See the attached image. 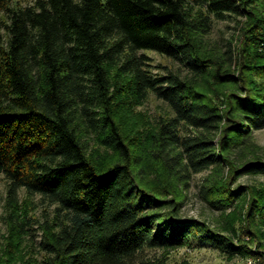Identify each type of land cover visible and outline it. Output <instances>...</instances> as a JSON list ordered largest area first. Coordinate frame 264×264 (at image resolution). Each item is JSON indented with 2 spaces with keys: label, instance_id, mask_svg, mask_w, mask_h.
<instances>
[{
  "label": "trees",
  "instance_id": "1",
  "mask_svg": "<svg viewBox=\"0 0 264 264\" xmlns=\"http://www.w3.org/2000/svg\"><path fill=\"white\" fill-rule=\"evenodd\" d=\"M261 1L0 0V184L10 206L20 190L53 205L39 227L42 264H163L147 249L192 240L252 254L231 220L214 227L182 215L178 190L210 169L202 184L208 204L225 213L249 195L244 227L251 233L260 218L264 225L263 192L230 186L243 175L264 177L253 137L264 129ZM214 20L236 21L235 46L203 40ZM145 51L176 61L187 76L161 64L153 72ZM114 70L127 78L118 81ZM207 74L214 96L198 86ZM149 92L172 110L146 137L165 187L146 180L115 116L120 94ZM90 139L114 153L104 168L90 157ZM25 215L15 219L18 230Z\"/></svg>",
  "mask_w": 264,
  "mask_h": 264
},
{
  "label": "rangeland",
  "instance_id": "2",
  "mask_svg": "<svg viewBox=\"0 0 264 264\" xmlns=\"http://www.w3.org/2000/svg\"><path fill=\"white\" fill-rule=\"evenodd\" d=\"M12 1L22 5L34 2V0ZM259 8L264 13V0L260 2ZM238 37L239 26L235 20H214L211 31L202 38L208 44L217 43V45L225 47L230 44V41L235 46L239 42ZM145 53L150 57L149 62L154 65L151 68L153 72L160 71L161 69L155 65L161 64L177 70L183 77L187 76L186 71L176 61L169 60L154 51H145ZM113 75H116L118 81L127 78L126 75L117 74L116 70L113 71ZM197 82L199 88L205 93L214 96L217 85L210 74L199 77ZM115 116L133 153L139 154L143 158V164L147 166L146 180L159 187L160 180L157 176L156 166L150 160V146L146 137L148 133L156 130L159 124L172 116V110L166 102L156 98L152 92L143 97H134L124 93L117 97ZM253 137L262 146L263 149L260 152L264 155V129L255 131ZM87 144L90 157L100 168H104L114 157L111 149L95 143L92 139ZM209 172L210 169L195 173L189 181L188 187L181 191L178 190L182 197V215L205 220L214 227L231 220L240 239L252 248V254L229 255L208 244L192 240L191 245H184L169 251L147 249V255L160 258L163 264H264V246H261V242L254 243L259 240L264 243L263 219H255L251 222V233L248 232L247 227H244L246 224L242 220L249 203V195H242L225 210V213H222L218 208L208 204L203 197L202 184ZM238 185L244 187L250 185L256 191L263 192L261 199L264 201L263 176L243 175L230 182L232 188ZM166 186L168 188V185ZM160 187L165 186L162 184ZM6 188L4 182L0 184V264H42L46 255L41 247L43 232L39 227L47 219L46 217L52 216L53 205L49 206L46 199L30 196L20 190L17 205L10 206ZM169 188L172 192L177 189L173 186ZM249 189L247 188V190ZM25 214L30 217L27 220L28 225L23 230H18L15 219H22Z\"/></svg>",
  "mask_w": 264,
  "mask_h": 264
}]
</instances>
